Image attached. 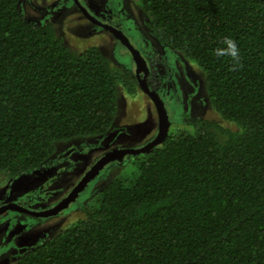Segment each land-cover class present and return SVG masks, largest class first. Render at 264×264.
<instances>
[{
  "label": "trees",
  "instance_id": "1",
  "mask_svg": "<svg viewBox=\"0 0 264 264\" xmlns=\"http://www.w3.org/2000/svg\"><path fill=\"white\" fill-rule=\"evenodd\" d=\"M30 1L0 0L7 179L45 169L60 142L111 134L122 94L140 88L99 46L73 50L48 14L28 16ZM137 3L151 34L203 72L220 119H195L131 155V176L125 160L110 162L118 172L85 197L84 216L14 264H264V0ZM225 37L240 48L238 64L214 54Z\"/></svg>",
  "mask_w": 264,
  "mask_h": 264
},
{
  "label": "rangeland",
  "instance_id": "2",
  "mask_svg": "<svg viewBox=\"0 0 264 264\" xmlns=\"http://www.w3.org/2000/svg\"><path fill=\"white\" fill-rule=\"evenodd\" d=\"M34 1H37L35 6H32L30 1L26 7V12L31 18L42 19L45 10L53 5V0ZM81 1L90 11L96 12L105 0ZM125 2L127 7L134 11L137 21L143 25L139 14L141 9L137 0H119L121 8H118L115 14L122 16ZM72 6L69 10L47 15L54 18L56 28L59 31L58 34L64 38L65 43L76 51L83 50L90 44H95L114 62L118 63V66L128 69L130 60L133 62L128 48L115 40L105 29L91 32L90 23L84 15L85 13L79 11L75 1H72ZM119 24L142 55L145 58V55L151 56L153 67L159 72L158 78L162 81L170 80L168 84L162 85L164 87L162 88L163 93L173 90V94L167 93L165 95L172 120L170 137L175 135L179 129L190 128L189 123L197 117L202 120L220 119L218 113L206 100L204 74L196 64L170 47H168V53L165 55L164 50L167 48L160 46L159 41L155 40L151 34L153 39L148 41L149 34L143 31L144 29L140 28L145 36L140 33L139 35L136 34V30L128 27L129 20L124 17L119 19ZM167 55L177 58L173 67L175 72L169 70ZM134 61L136 62V59ZM155 63L161 64L159 70ZM169 75H172L171 78ZM186 79H189L188 82L190 81L192 85ZM173 82H176L174 86L172 85ZM141 90H138L136 94H122L119 103L120 113L116 122L117 128L108 136L60 142L57 145L56 154L47 162L45 169H34L17 177H8V179L0 176V206L8 203H19L35 210L51 208L71 192L80 181L79 179H82L108 149L113 147H140L152 140L159 131V114L153 99L146 96ZM125 161L126 164L120 167L121 171L125 176H131L135 169V157L130 156ZM111 165L116 164L107 165L101 171L99 178L90 182L81 197L66 209L64 215H59L51 220L50 218L53 216L41 217L43 219H40L17 210H10L1 215L0 264H14L25 250L32 249L45 240L54 237L61 229L83 217L87 200L94 195L92 192L102 187L113 175L117 174L116 168L119 166H115L107 172ZM99 183L102 185L96 187V184ZM86 196L89 198L85 199ZM80 202L81 204H79ZM12 241H14L13 244Z\"/></svg>",
  "mask_w": 264,
  "mask_h": 264
},
{
  "label": "flooded vegetation",
  "instance_id": "3",
  "mask_svg": "<svg viewBox=\"0 0 264 264\" xmlns=\"http://www.w3.org/2000/svg\"><path fill=\"white\" fill-rule=\"evenodd\" d=\"M72 1H75V4L79 8V11L85 13L84 15L87 17V19H88V21L90 23L89 28H90L91 32H93V33H94L95 30L96 31H100L102 29H105L106 31H108L107 33L110 34L115 40H117L121 44L125 45L126 41L122 38L121 34H118V32H121V33L123 32L122 34L126 35L129 38L130 42L132 44H134L132 39H130V37L127 34H125L124 33L125 31L120 27L119 19L121 17H124L126 20H129L128 27L131 28V29L136 30V32H137L136 34L139 35V33H140V34L144 35L143 31H145V32H147V34H149V36H148L149 40H148V37H146V39L148 41H152V39H153L152 36H154V35L151 34L152 32L149 30V28L147 26V23H146L147 19L143 15L142 11H140L139 14L141 15V18H142V21H143V25H141L137 21V17L134 15V11L131 8L127 7L126 2L124 4L123 10H122V16L115 14L118 11V8H121V3H119V0H105V1H103L101 3V5L99 6V8L96 10V12L90 11L88 9V7L81 0H54L53 1V5L45 10V14L43 15V17L45 15H47V14H53V13H58V12H61V11L69 10L70 8L73 7L72 6ZM85 9H86V11H85ZM51 19L54 21V18H51ZM135 28H138V29H135ZM140 28L142 30L143 29L144 30L142 31ZM155 40H157V39L155 38ZM158 44L160 46H162L163 48H167L166 50H164L165 51V55H166L168 53V47L163 45V44H161V43H159V42H158ZM128 50H129V48H128ZM173 50H175V49H173ZM175 51L178 54L181 55L180 52H178L177 50H175ZM130 54H131V57H132V60H133V62L130 60L129 65H128V67H129L128 70L130 71V73L138 79V84H139V82L146 77L145 73H146V67H147L148 68V76L146 77L147 84L149 85L150 89H152L154 92H156L157 94H159L162 97V99L165 102V105L168 108V105L166 103L167 101H165V95L167 93L173 94V90L171 89V90H168L167 93H163L162 88H164V87L162 85L163 84H168V82L170 80L169 81H162L160 78H158L159 72L157 71L156 68L153 67V62L151 61L152 60L151 56L144 54L146 56V58H145L142 55V53H141V55L144 58L145 63L140 65V67H139L140 72L138 73V66H137L136 62L134 61V59H133L131 51H130ZM173 55H175V53H173ZM166 57H167L168 62H169V65H168L169 70L172 71V72L173 71L175 72L173 67L175 66V64L177 62V58H173L170 55H167ZM155 64H156V66L158 67V70H159L160 67H161V64H159V63H155ZM171 76L172 75H169L170 78H171ZM186 80L188 82L189 79H186ZM175 83L176 82H173L172 85L174 86ZM188 83L190 85H192L190 81ZM138 90H141V89L139 88ZM141 91L143 92V90H141ZM143 93L146 94V96H148V97H150L152 99L151 95H149L146 92H143ZM206 100L210 103V100H209L208 96H206ZM198 118H200V117H197L196 119H198ZM118 148H123V147H115V148L113 147V148H110V149L112 150V149H118ZM83 192L80 193L79 197H81ZM64 214H66V209L63 210L62 212H60V214H57L56 216H53L52 218H50V220L58 217L59 215H64ZM40 219H43V218H40Z\"/></svg>",
  "mask_w": 264,
  "mask_h": 264
},
{
  "label": "water",
  "instance_id": "4",
  "mask_svg": "<svg viewBox=\"0 0 264 264\" xmlns=\"http://www.w3.org/2000/svg\"><path fill=\"white\" fill-rule=\"evenodd\" d=\"M122 33L118 32V34H121L122 38L126 41L125 45L128 46L129 49L132 51V55L134 56L133 58L136 59V64L138 66L139 73V65L145 63V60L142 57L140 51L132 45L129 38ZM145 74L147 77V67ZM146 77L139 82V86L143 90V92H146L152 96L160 120L158 134L150 142H148L141 148H118L107 152L92 165V167L85 173V175L82 177V179H80V181L72 189V191L51 208L45 210H35L25 207L19 203H8L0 206V215L10 210L26 212L37 217H51L60 214V212L67 209L73 202H75L79 198L80 193L88 187V185L91 181H93V179H96L97 176L100 175L101 171L107 166V164L113 161L122 162L131 155L146 153L150 151L153 147L162 144L170 135V127L172 125V120L164 100L159 94L150 89L149 85L147 84Z\"/></svg>",
  "mask_w": 264,
  "mask_h": 264
},
{
  "label": "clouds",
  "instance_id": "5",
  "mask_svg": "<svg viewBox=\"0 0 264 264\" xmlns=\"http://www.w3.org/2000/svg\"><path fill=\"white\" fill-rule=\"evenodd\" d=\"M137 48L134 44H132ZM126 46V45H125ZM128 47V46H127ZM129 48V47H128ZM138 49V48H137ZM130 50V49H129ZM139 50V49H138ZM131 51V50H130ZM140 51V50H139ZM132 53V51H131ZM141 53V52H140ZM217 58H230L233 64H238L241 58L240 48L235 40L230 37H225L222 41V46L214 50ZM133 56V55H132ZM134 57V56H133ZM134 59V58H133ZM140 66V65H139ZM127 159V158H126ZM125 159V160H126ZM29 208V207H28Z\"/></svg>",
  "mask_w": 264,
  "mask_h": 264
}]
</instances>
